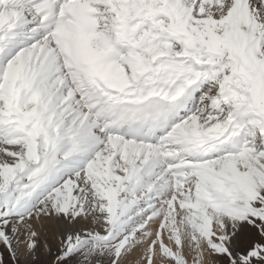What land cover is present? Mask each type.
<instances>
[{
    "label": "snow or ice",
    "instance_id": "6c2138e0",
    "mask_svg": "<svg viewBox=\"0 0 264 264\" xmlns=\"http://www.w3.org/2000/svg\"><path fill=\"white\" fill-rule=\"evenodd\" d=\"M264 264V0H0V264Z\"/></svg>",
    "mask_w": 264,
    "mask_h": 264
},
{
    "label": "rangeland",
    "instance_id": "374dc122",
    "mask_svg": "<svg viewBox=\"0 0 264 264\" xmlns=\"http://www.w3.org/2000/svg\"><path fill=\"white\" fill-rule=\"evenodd\" d=\"M41 258H42V262L43 264H46V262L50 259V257H48L42 250L41 252Z\"/></svg>",
    "mask_w": 264,
    "mask_h": 264
}]
</instances>
